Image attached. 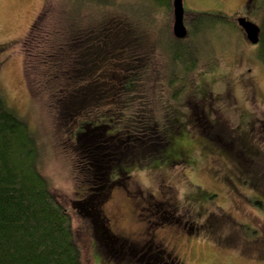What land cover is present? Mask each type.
I'll return each mask as SVG.
<instances>
[{
  "label": "trees",
  "instance_id": "1",
  "mask_svg": "<svg viewBox=\"0 0 264 264\" xmlns=\"http://www.w3.org/2000/svg\"><path fill=\"white\" fill-rule=\"evenodd\" d=\"M144 1L145 5H134L136 12L131 13L117 11L123 4L119 0H73L65 14L54 13L46 3L23 39V76L31 102L46 105L51 142L54 138L53 145L66 152L74 185L64 191L55 176L45 173L39 131L9 108L0 94V264H93L96 250L102 255L101 264H146L145 254L153 253V264H184L177 252L165 253L154 231L157 226L175 225L191 233L194 226L195 234H201L199 227L186 222V211L182 213L174 202L157 200L140 188L132 194L127 181L136 163L147 170L154 164L189 160L177 140L184 131L191 135L187 128L197 122L203 137L240 163L248 187L264 188V124L257 128L259 123L245 102L237 105L239 114L234 119L212 114L217 107L227 108L228 87L216 97L208 91L202 97L191 91L200 82L194 78L210 66L209 53L217 60V46L221 51L227 45L229 50L235 40L232 30L217 33L213 26L224 15L185 10L186 24L202 38L191 49L183 44L192 39L189 33L176 38L170 24L154 19L158 11L161 19L169 20L172 0H150L151 7L149 0ZM86 8L97 12L81 18L80 11ZM143 17L152 22L141 24ZM211 17L217 20L211 22ZM158 24L163 28L156 31ZM214 35L219 41L211 50ZM260 35L255 44L264 47V29ZM163 39L169 48L160 46ZM155 54L162 56L163 68L153 85L150 72ZM163 98L185 101V106L162 108L159 99ZM200 100L208 104L193 105ZM187 105L189 111L181 114ZM114 126L121 128L112 130ZM52 149L50 142L45 143L47 156ZM243 158L254 161L252 169ZM117 189L149 213V219H144L150 228L144 235L150 232L146 242L151 241L154 249L142 250L146 242L135 244L138 239L131 237L132 242L113 231L103 203ZM197 214L203 217L202 212ZM211 224V233L222 225L217 219ZM114 241L117 252L110 251Z\"/></svg>",
  "mask_w": 264,
  "mask_h": 264
},
{
  "label": "rangeland",
  "instance_id": "2",
  "mask_svg": "<svg viewBox=\"0 0 264 264\" xmlns=\"http://www.w3.org/2000/svg\"><path fill=\"white\" fill-rule=\"evenodd\" d=\"M99 1L111 3L112 0ZM119 1L123 4L117 7V11L127 10L129 13L136 12L133 7L137 8V6L134 5L142 6L146 3L144 0ZM46 3H49L54 13L65 14L70 11L73 0H0V48H3L0 50V94L9 108L21 119L26 120L31 128L39 131V139L44 144L42 161L46 160L45 173L55 176L57 186L68 191L74 185V177L71 175L70 168L67 167L66 152L59 149V146L53 145L54 138L51 142L49 112L44 103L32 104L23 76L22 41L30 32L33 22L38 18ZM183 4L186 11L223 14L225 19L214 23L213 26L218 29L217 33L220 30L222 32L226 31L225 29L232 30L235 39L230 44L229 50L227 45H223L221 51L226 47V53H221L220 47L217 46L219 41V39L216 40L217 35L211 37V50L214 46L218 48L215 55L217 60L213 58V53H209L207 64L210 66H206L201 74L194 76V81L197 83L200 80V82L197 87H192L191 91L199 97L204 96L206 91L216 97L220 93H225L228 87L230 97L228 94L224 96L229 103L227 108L234 104L229 107L228 111L227 108L217 107L216 110H212V114L217 118L229 114L227 116L234 119L233 117L239 114L237 105L245 102L247 107H250L252 116L259 123L257 128H260V125L264 124V47L260 43L251 44L247 40L242 29L237 25L235 14L241 10V14L257 23L263 30L264 0H183ZM149 7H151L150 0ZM96 12V8H86L80 11V17L87 18ZM154 15L155 20L166 21L167 25L170 24L172 28V15H169V20L166 17L161 19V12L156 11ZM143 18L145 20L141 19V24L150 23L151 19ZM216 20L211 17V22ZM158 26L156 31L161 30L162 25L158 24ZM189 34L192 39L183 44L191 49L196 48L202 42V38L194 35L191 26H189ZM168 43L163 39L160 46L167 49L169 48ZM161 61H163L161 55L153 56L154 67L151 70L153 72H150L153 85L158 72L163 68L159 65ZM163 79L167 82L168 78L165 76ZM151 96L153 97V94ZM171 101L170 98L159 99L160 107L177 108L179 104H182L181 107L185 106L183 104L185 101ZM202 104L206 106L208 103L206 100L193 103L194 106L199 107ZM189 108L187 105L181 114L187 113ZM165 119L168 118L165 117ZM202 121L205 124L207 122H204V117ZM199 124L200 122H197L196 127L189 126L187 130L191 135L185 134L184 131L181 138L177 140L178 144L183 147L182 150L189 155V160L183 158V160L154 164L147 170H143L137 163L132 166V172L127 181L128 186L132 188L131 193L133 194L136 189L140 188L144 192L152 193L157 200L174 202L182 209V213L186 211L188 217L186 222L191 221L199 227L201 234L199 232V234L191 233L190 235L186 228L175 225L157 226L155 229L157 231H154L155 240L161 244L165 253L172 254L171 247H176V252L185 260L184 264H264V255L263 258L256 259L257 253L264 249V245H260V242L264 241V188L256 190L248 187L243 181L246 174H241L240 163L235 162L230 156L224 154L223 150L216 148L208 138L203 137ZM118 128L121 126H114L112 130ZM49 142L53 149L47 156L45 143ZM262 145L261 148L264 149V144ZM175 146L173 145L170 149H174ZM241 160L244 165L252 169L254 163L252 159L243 158ZM103 206L106 215L112 221L113 231L117 236L125 235L132 242L131 237L136 238L137 242L133 243L141 245L151 238L150 232L144 235V231L150 228L149 222L146 221L149 219V213L141 210V206L133 204V200L125 191L117 189L113 192L111 200L104 202ZM140 210L141 216L138 214ZM199 212L209 215L212 220H220L224 229L216 234L210 233V228L206 231L200 225L203 220L202 217L199 218L200 215L197 216ZM190 225L191 223L188 226ZM257 229L259 233L256 235V241L252 242L253 237L251 239L249 236L255 234ZM231 232L236 236L233 237L234 234ZM226 234L231 236L228 243L224 242ZM114 242L110 251L117 252V241ZM101 256L97 250L96 253H92L93 264L103 263ZM153 257H155L154 253L145 254L144 262L155 263Z\"/></svg>",
  "mask_w": 264,
  "mask_h": 264
},
{
  "label": "water",
  "instance_id": "3",
  "mask_svg": "<svg viewBox=\"0 0 264 264\" xmlns=\"http://www.w3.org/2000/svg\"><path fill=\"white\" fill-rule=\"evenodd\" d=\"M238 24L244 29L247 39L251 43H257L260 39L261 28L255 22L246 17H238ZM173 34L176 38H185L188 34V27L185 23V8L183 0H173Z\"/></svg>",
  "mask_w": 264,
  "mask_h": 264
},
{
  "label": "flooded vegetation",
  "instance_id": "4",
  "mask_svg": "<svg viewBox=\"0 0 264 264\" xmlns=\"http://www.w3.org/2000/svg\"><path fill=\"white\" fill-rule=\"evenodd\" d=\"M239 11H237V13L235 14V17L236 18H238L239 16H242V17H246L247 18V16H244L243 14H239L238 13ZM248 19V18H247ZM241 29H242V33H243V35H245L246 33H245V31H244V29L241 27V26H239ZM188 30H189V27H188ZM260 34H261V32H260ZM261 36V35H260ZM202 220L204 221V222H207V223H202V224H200L201 226H203V228H205V230H207V231H209V228L211 227H213V225L211 224V222H209L210 220H212V217H209V215H205V214H202ZM214 220L215 219H213L212 221L214 222ZM218 221V220H217ZM202 228V229H203ZM224 228L222 227V225L220 226V229H218L217 231H216V233H219L221 230H223ZM204 230V229H203ZM191 233H195L196 232V230H195V227L194 226H192L191 227ZM191 233L189 232V234L191 235ZM210 233H211V229H210ZM215 232H212V234H216ZM259 233V229H257V232L255 233V234H252V235H250L249 237L252 239V237H253V239H252V242H255L256 240V235ZM191 237V236H190ZM229 240H231V236H229L228 234H226V236H225V238H224V242L225 243H228L229 242ZM146 242V241H145ZM216 242L218 243L219 242V240L217 239L216 240ZM260 245L261 246H263L264 245V241H261L260 242ZM134 249H136V248H134ZM144 249H147V251H150V250H152V249H154V245H153V243H151V241H147L146 242V244L142 247V250H144ZM231 249V248H230ZM232 249H234V250H236L235 248H232ZM231 249V250H232ZM135 251V250H134ZM171 252L172 253H174L175 254V252H176V247H171ZM178 253V252H177ZM179 254V253H178ZM264 255V249H263V251H260V252H258L257 253V257H256V259H261V258H263L262 256ZM169 256H171V253H169ZM264 260V259H263ZM146 264H148V263H146Z\"/></svg>",
  "mask_w": 264,
  "mask_h": 264
}]
</instances>
